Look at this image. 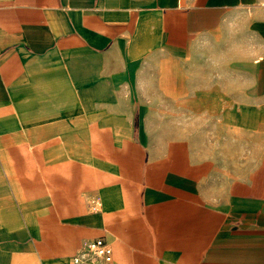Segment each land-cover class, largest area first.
Listing matches in <instances>:
<instances>
[{
	"label": "crops",
	"instance_id": "0c3cea01",
	"mask_svg": "<svg viewBox=\"0 0 264 264\" xmlns=\"http://www.w3.org/2000/svg\"><path fill=\"white\" fill-rule=\"evenodd\" d=\"M98 237L264 264V0H0V264Z\"/></svg>",
	"mask_w": 264,
	"mask_h": 264
},
{
	"label": "built area",
	"instance_id": "2783aa9c",
	"mask_svg": "<svg viewBox=\"0 0 264 264\" xmlns=\"http://www.w3.org/2000/svg\"><path fill=\"white\" fill-rule=\"evenodd\" d=\"M96 208V205H93ZM96 260L94 262L93 260ZM113 260V248L102 237L86 240L79 252L73 257L72 264H110Z\"/></svg>",
	"mask_w": 264,
	"mask_h": 264
}]
</instances>
